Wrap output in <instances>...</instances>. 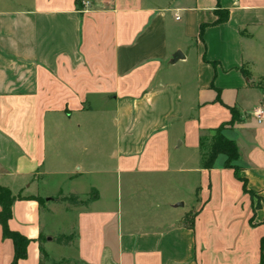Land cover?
<instances>
[{"label":"crops","instance_id":"obj_1","mask_svg":"<svg viewBox=\"0 0 264 264\" xmlns=\"http://www.w3.org/2000/svg\"><path fill=\"white\" fill-rule=\"evenodd\" d=\"M219 9L229 19L214 25ZM191 57L184 81L173 69ZM263 80L264 0H0V186L23 198L9 222L29 240L19 264H41V237L44 264H262L264 121L254 113L264 111ZM232 108L241 122L224 134L253 195L225 156L203 167L201 134L229 123ZM107 110L117 198L53 202L97 191L75 187L84 176L97 182L96 162L69 164L60 149L70 140L85 151L84 118ZM56 177L72 189L48 193L43 208L41 182ZM60 236L71 245L55 248ZM14 254L0 225V264Z\"/></svg>","mask_w":264,"mask_h":264},{"label":"rangeland","instance_id":"obj_2","mask_svg":"<svg viewBox=\"0 0 264 264\" xmlns=\"http://www.w3.org/2000/svg\"><path fill=\"white\" fill-rule=\"evenodd\" d=\"M182 18V16L180 15ZM195 65H196V58L191 57V60L184 64L183 62H180L178 65L174 66L173 72L176 74L183 73L186 76L184 81H187L189 78V73L195 71ZM173 68V67H172ZM188 74V75H187ZM264 84V80L261 82ZM113 113L111 111H105V112H96L94 114H89L84 118L85 127L83 128V132L81 135L85 136L87 139V142L85 144V151L77 150L75 148L74 143H71L70 140L65 141L61 145L60 154L63 156V158L67 159L69 164L73 163V158H80L81 161L85 164V166L93 164V162H96L97 164V182H95V176H84L77 185H75L76 189L79 191V193H83V195H86L88 192V187L91 184L97 183V192H99L100 196H103L104 200L107 202H110L114 198H117V189L115 188L116 185V176H114L113 172H115L116 164L115 161L110 158L111 152L113 148L115 147V141H116V128L114 124L113 119ZM211 136V135H210ZM95 138L96 142H89V138ZM97 138V139H96ZM210 146V140L207 141V144L205 146V152L208 150ZM203 152V151H201ZM171 183L174 184L177 181L175 179H178L179 177L171 176ZM149 180H146L148 182ZM41 189L39 190V195L41 197V200L43 201V208L45 207V200H47L46 195L48 193H55L58 189L62 190L64 193H69V191L72 189L71 183L67 179L64 178H53L49 180V187L46 185L45 182H41ZM145 196L148 195V191L144 192ZM140 195V194H139ZM185 198L188 200L187 203L193 202L192 200L194 197H191V194L189 196V193L186 191L184 192ZM63 197V195L57 196L52 198L53 202H58L60 198ZM83 197V196H82ZM142 197V196H141ZM147 197V196H146ZM128 197L126 196V191L123 190V200L126 202V199ZM143 198V197H142ZM64 204V203H59ZM179 204H184V202H180ZM178 204V205H179ZM177 205V204H176ZM126 209V207H124ZM187 210V206H183L179 208L177 212H182L183 210ZM160 216H169L170 212L172 210L169 207H162L157 210ZM179 214V213H178ZM194 214L192 212L191 216ZM62 215L60 213H57L55 218H60ZM72 220V215L69 216ZM190 222V221H188ZM56 246L55 248H62L67 246L59 245L55 242ZM50 259L48 257L46 262H49ZM264 264V263H263Z\"/></svg>","mask_w":264,"mask_h":264},{"label":"trees","instance_id":"obj_3","mask_svg":"<svg viewBox=\"0 0 264 264\" xmlns=\"http://www.w3.org/2000/svg\"><path fill=\"white\" fill-rule=\"evenodd\" d=\"M215 14L219 19L214 25L224 24L229 19V13L227 11L219 9L215 12ZM208 27L209 25L201 26V39H203L205 30ZM231 114L232 119L229 123L221 125L218 129L202 132L200 141L201 150L203 151V167L206 170H212L217 158L220 155L225 156V168L234 170L236 178L243 183L244 192L253 195L252 192H249L247 189V181L240 176V168L237 166V162L239 160V150L237 144L234 141L227 139L224 134L226 130L235 128L241 122V114L237 109L232 108ZM209 140L210 146L205 152V146L207 144V141ZM98 198L99 193L96 190H92L87 199H83L78 195H69L61 197L59 203H64L70 208L88 207L94 201L98 200ZM17 200H23V198L14 196L9 189L0 186V225L3 229L4 239H10L14 244L15 254L13 264H19L20 261L27 258V248L29 246L28 239L17 232H13L9 227V222L11 221L13 216V205ZM38 202L41 206H43L42 200H38ZM259 207V205L255 206L254 210L258 209ZM190 227H193V225H191ZM72 241L73 239L71 237L60 236L56 239L55 242L59 245L68 247L71 245ZM262 242L264 245V239ZM44 243L45 238L41 237V264H44L48 259V256L44 250ZM263 263L264 254L262 256V264Z\"/></svg>","mask_w":264,"mask_h":264},{"label":"built area","instance_id":"obj_4","mask_svg":"<svg viewBox=\"0 0 264 264\" xmlns=\"http://www.w3.org/2000/svg\"><path fill=\"white\" fill-rule=\"evenodd\" d=\"M255 118L262 123L264 121V111L262 109H257L254 113Z\"/></svg>","mask_w":264,"mask_h":264},{"label":"water","instance_id":"obj_5","mask_svg":"<svg viewBox=\"0 0 264 264\" xmlns=\"http://www.w3.org/2000/svg\"><path fill=\"white\" fill-rule=\"evenodd\" d=\"M173 59L174 62H177L179 59H184V56L180 52H178L177 54H175ZM178 207H183V204H179Z\"/></svg>","mask_w":264,"mask_h":264}]
</instances>
